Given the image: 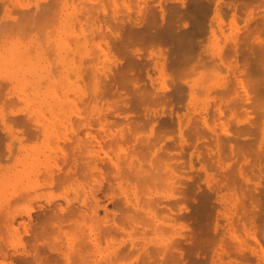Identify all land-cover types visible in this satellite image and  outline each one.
Returning <instances> with one entry per match:
<instances>
[{"label":"rangeland","instance_id":"rangeland-1","mask_svg":"<svg viewBox=\"0 0 264 264\" xmlns=\"http://www.w3.org/2000/svg\"><path fill=\"white\" fill-rule=\"evenodd\" d=\"M137 1L139 0H0V135L2 134L0 138H6V135L8 138L5 141L0 139V214L3 213L5 218L8 217V212L12 213L14 210L18 212L38 204L42 208L48 207L50 201L53 204L63 202L62 205L70 202L71 206H80L79 209L82 207L81 210L86 208L87 211V208H92L97 196L98 204H105L109 210L107 219L111 216L108 220L111 221L108 234L101 228L103 225L99 228L100 223H103V210L99 208L98 216L102 218L98 217L101 220L99 222H96L97 218L92 216L89 210L87 214L84 209L81 216L78 214L75 216L81 218L79 221L77 217L76 222H73L74 220L70 222L77 225L75 230L86 228L83 231L87 235L90 234L89 236L83 235V231L79 233L80 230L73 229V232L71 227L67 228L71 224L65 220L64 223L68 224L66 228L71 235L62 222L61 226L65 229L59 227V236L55 234L49 237L50 233H47L48 243L43 237L37 238L40 245L42 243L50 245L53 236L60 237L56 238L60 241L58 246L69 247L63 248L67 255L72 249L70 246L73 245L75 253L73 251L70 253L71 264H89L91 260H94L93 263L96 261L94 264H102L100 260L105 257L112 261L108 264H264V29L260 28L264 26V0L261 2L213 0V3L212 0H209L210 2L204 0L203 2L209 5L212 3L211 7L209 6L210 12L206 10L203 12L208 13L205 15L207 18L197 11L196 0H188L190 3L185 0H162V6L159 2L161 0H144L145 2L140 0V3ZM240 1L244 4L239 3ZM185 2L193 3L191 5H195L196 9L189 5L188 7H191L189 12ZM146 3L151 5L153 3L152 7L147 4L153 10ZM143 5L147 6L148 10L147 8L145 10ZM171 6L173 9L175 6L179 7L174 9L179 13ZM60 8L61 10H58ZM20 9H26L25 11L30 12L26 13L27 16L31 14L30 17H33L32 20L27 17L31 21L27 23L28 25H26L28 21L24 23L25 19L18 18V14H21ZM169 10L170 15L177 16L180 24L174 22L175 17L169 16ZM149 11L150 13L154 11L155 17L152 18L153 14L149 15ZM182 11L183 13L186 11L183 17L180 15L183 14ZM121 12H125L126 15L122 16ZM118 13L121 14L119 17ZM25 15L21 17L26 18ZM16 17L19 19L17 22H20L18 29L15 28L18 31L9 32L14 28L8 30L4 24L11 27L10 24L17 20ZM38 18L41 19L36 22L35 19ZM150 18L158 19L159 24L156 21L155 24L164 26V29L176 24L173 27L175 32L171 30L172 28L167 29L172 33L154 32L156 25L154 27V21L151 20L153 23L149 21ZM8 19L12 21L9 22ZM131 20L134 21L132 23H135V28L142 25L143 32L140 35L144 41L142 39V42L136 44L129 41L130 38L132 40L134 38H128L127 35L132 33L130 30L135 29H131L133 27ZM149 22L154 28L148 26ZM21 23L24 24L23 31ZM177 24L180 25L178 28H181V32L178 30L176 32ZM192 26H199L203 32L196 27L194 28L197 32L194 31ZM183 30L186 31L182 32ZM191 30L193 32H190ZM168 33L170 37L171 35L175 37L170 38ZM152 37L158 39L153 40ZM189 52H193L194 56ZM113 67L123 71L118 72ZM133 73L136 74L135 79L131 76ZM123 74H126V77H123ZM127 77H132V82L128 79L124 81ZM105 79H108L107 83ZM118 79L119 81L123 79L124 82H119ZM105 84H108V88ZM171 84H174V88ZM201 87L204 88L202 92ZM172 88L178 89L176 90L178 92ZM176 94L184 97L176 98ZM117 107L125 110L118 111ZM27 116L29 120H24ZM123 132L125 133L122 134ZM149 138L152 140H148ZM136 140L141 141L137 143ZM81 141L83 143L86 141L85 146ZM91 145L93 146L90 147ZM127 150L129 152H126ZM133 150L140 152L138 154ZM77 151L82 158L85 155L84 158H89L85 161L84 158L83 160L81 157L78 158ZM91 155L95 158L90 157ZM98 161H103L102 165ZM125 161L131 162L129 163L131 167ZM79 162L81 164L83 162L84 165H80ZM109 164L111 168L107 167ZM143 164L150 169L154 165L152 172L148 167H145L146 171H142ZM157 164L158 167L161 165L160 170ZM86 165L90 169L88 173L90 175H87ZM82 166L85 167L82 169ZM94 166L97 168L93 169ZM134 167L135 169H132ZM138 167L142 168V173L150 172V176L145 174L142 179L144 175L142 173L141 177L138 175L137 171L141 172ZM104 169L109 173L105 171L106 176L103 174ZM118 169L121 172L116 171ZM132 170H136L137 174ZM155 170L163 172L159 173L160 179L152 175L155 172L157 174ZM153 176H156L154 180L151 179ZM52 178L55 186H52ZM94 182L97 187L94 186ZM148 182L149 185L154 184L149 187ZM90 187L93 189H89ZM103 187L107 190H104L105 193ZM141 196L143 198H137ZM13 197H17L15 201L11 199ZM88 198L91 200L88 201ZM137 201H140V205ZM145 201L150 204L147 202V205L144 204ZM86 214L87 217L83 220L82 217ZM89 215L96 221L92 219L93 221L88 222ZM132 215L138 218L135 217L134 221ZM37 217L38 211L34 209L32 220H38ZM4 218L2 217V221L5 225L7 221L5 222ZM22 218L16 217L13 225L18 229L15 232L13 229H7L8 224L4 228L0 223L3 225L0 226L3 227L0 231V246L9 254L14 250L21 252L27 244L26 241L30 239V234L25 235L23 232L21 222L26 219ZM33 221H30L31 225L28 223V226L35 227L37 224ZM79 225L81 226L78 227ZM88 227L89 229L92 227L91 230ZM61 230L64 234H61L63 233ZM54 232L56 233V230ZM95 232L99 233L100 237H96ZM53 233L51 231V234ZM75 233H78L79 237L75 236ZM77 238L79 240H76ZM90 239L91 242L95 240V244L91 245L93 244L92 248H97V252L94 249L95 252L91 253L95 257L98 256L96 260L93 254L88 253L90 246L86 245L88 241L90 244ZM173 239H177V242ZM70 241L73 243H69ZM75 242H79L78 246H74ZM68 243L72 245L69 246ZM80 243L86 246L85 249ZM168 244L173 246L170 247ZM27 245L26 249L29 247ZM80 246L85 251L86 248L89 249L81 255V251L84 250H81ZM75 247L78 250H75ZM73 253L76 254L75 257ZM99 254L103 257L100 258ZM80 258L82 261L76 263ZM83 260L84 263H81Z\"/></svg>","mask_w":264,"mask_h":264},{"label":"bare ground","instance_id":"bare-ground-1","mask_svg":"<svg viewBox=\"0 0 264 264\" xmlns=\"http://www.w3.org/2000/svg\"><path fill=\"white\" fill-rule=\"evenodd\" d=\"M139 1H140V0H139ZM139 1H137V2H139ZM142 1H144V0H142ZM151 1H152V0H151ZM185 1H188V0H185ZM189 1H190V0H189ZM189 1H188V3H190ZM191 1H192V0H191ZM203 1H204V0H202L201 2H200L199 0H196V2H195V5L198 6V7H196V8H197V11H198L199 13H201V15L204 14L203 12H204L205 10L209 13L210 10H211V8H210V7H211V4L213 3V0H212V3H211L210 5L207 4V2L205 3V2H203ZM208 1H209V0H208ZM233 1H234V0H233ZM242 1L244 2L245 0H242ZM246 1H247V0H246ZM249 1H252V0H249ZM249 1H248V3H250ZM140 2H141V1H140ZM140 2H139V3H140ZM144 2H145V1H144ZM159 2H160V4H161L162 0L159 1ZM176 2H177V1H176ZM193 2H194V1H193ZM209 2H210V1H209ZM236 2H237V1H236ZM243 2L240 1L239 3H243ZM260 2H261V0H260ZM56 3H57V2H56ZM142 3H143V2H142ZM188 3L185 2V4H187V7H188L189 5H191V4H193V3H191V4H188ZM262 3H263V2H262ZM147 4H150V3H146V5H147ZM158 4H159V3H158ZM162 4H163V2H162ZM162 4H161V6H162ZM206 4H207V5H206ZM237 4H238V3H237ZM243 4H244V3H243ZM246 4H247V3H246ZM255 4H257V3H255ZM259 4H261V3H259ZM16 5H17V4H16ZM134 5H135V4H134ZM137 5H138V7H139V4H137ZM150 5H151V4H150ZM150 5H147V6L150 7ZM152 5H153V3H152ZM152 5H151V7H152ZM164 5H165V4H164ZM176 5H177V4H176ZM178 5H179V4H178ZM195 5H191V6H194V8H195ZM238 5H239V4H238ZM248 5H249V4H248ZM0 6H1V5H0ZM44 6H45V5H44ZM143 6H144V8H145V10H146L147 6H146V7H145V5H143ZM153 6H154V5H153ZM209 6H210V7H209ZM259 6H260V5H259ZM151 7H150V9L153 10ZM168 7H169V6H168ZM171 7H172V6H171ZM184 7H185V6H184ZM184 7H182V8H184ZM187 7H186V8H187ZM205 7H206V9H205ZM208 7H209V9H207ZM57 8H58V7H57ZM165 8H166V7H165ZM169 8H170V7H169ZM169 8H166V9H169ZM176 8L179 9V7H176V6H175L174 9H176ZM180 8H181V7H180ZM194 8H193V9H194ZM196 8H195V9H196ZM10 9H11V8H10ZM150 9H149V10H150ZM162 9H163V8H162ZM172 9H173V7H172ZM172 9H171V10H172ZM174 9H173V10H174ZM184 9H185V8H184ZM187 9L189 10V9H191V7H190V8L188 7ZM187 9H186V10H187ZM258 9H259V8H258ZM25 10H26V9H24V10L20 9L21 14H20L19 12H17V13H19V14H18V18H19V19H20V18L25 19L24 23H25L26 21H28V22H26V25H28L29 23H31L30 20H32L33 17H32V18L30 17L31 14L27 16V14H29L30 12L28 13V12L25 11ZM55 10H56V9H55ZM58 10H61V8L58 9ZM91 10H92V9H91ZM120 10H121V8H120ZM143 10H144V9H143ZM145 10H144V11H145ZM147 10H148V8H147ZM216 10H217V9H216ZM18 11H19V10H18ZM23 11H24V13H23ZM121 11H123V10H121ZM156 11H157V10H156ZM166 11H167V10H166ZM169 11H170V10H169ZM174 11H175V10H174ZM193 11H195V10H193ZM253 11H254V10H253ZM261 11H262V10H261ZM84 12H85V11H84ZM175 12H176V13H179V11L177 12V10H176ZM185 12H186V11H185ZM185 12H184V13H185ZM189 12H190V10H189ZM207 12H205V14L203 15L204 17H206L205 15H208ZM241 12H242V11H241ZM26 13H27V14H26ZM35 13H36V12H35ZM47 13H49V11H48ZM121 13H122V12H121ZM142 13H143V12H142ZM156 13H157V12H156ZM166 13H167V12H166ZM170 13H171V11L168 13L169 16L172 15V14L170 15ZM172 13H173V12H172ZM182 13H183V11H182ZM184 13H183V14H180V15L183 17ZM191 13H193V12H191ZM202 13H203V14H202ZM206 13H207V14H206ZM258 13H259V12H258ZM23 14H24V15L26 14V15H25L26 18H24V16L21 17ZM113 14H115V12H114ZM124 14L126 15V13L124 12V13H122V16H125ZM136 14H137V13H136ZM143 14L145 15V13H143ZM148 14H149V15H152V14H153V16H151L152 18L155 17V15H154L155 12H154V11H151V13H150V11H149ZM148 14L146 13L147 16H148ZM193 14H194V13H193ZM241 14H242V13H241ZM19 15H20V16H19ZM35 15H36V14H35ZM42 15H43V14H42ZM48 15H49V14H48ZM118 15H119V13L117 14V16H118ZM120 15H121V14H120ZM120 15H119V16H120ZM139 15H140V14H139ZM139 15H138V16H139ZM157 15H158V13H157ZM164 15H165V14H164ZM176 15H177V14H176ZM196 15H198L197 12H196ZM199 15H200V14H199ZM252 15H253V14H252ZM255 15H256V14H255ZM119 16H118V17H119ZM122 16H121V17H122ZM133 16H134V15H133ZM169 16H168V17H169ZM172 16H173V15H172ZM181 16L179 17V19L181 18ZM193 16H194V15H193ZM27 17H28L29 19H30V18H31V19L28 20ZM36 17H37V16H35V18H36ZM79 17H80V16H79ZM90 17H91V15H90ZM144 17H145V16H144ZM173 17H175V19H176V20H174V22L177 21V18H176L177 16H175V14H174ZM189 17H190V16H189ZM199 17H200V16H199ZM199 17H198V19H199ZM18 18L16 17L15 19H17V20H13V23L11 22L12 20L8 19L9 22H11V24H10L11 27L7 26V24H4V26L6 25L5 27H8V30H10V28H11V29L14 28V30H11V31H9V32H12V31L14 32V31H16V30L18 29V23L20 24V22H17V21L19 20ZM44 18H45V17H44ZM87 18H88V17H87ZM134 18H135V17H134ZM137 18H138V17H137ZM148 18H149V17H148ZM148 18H147V20H148ZM170 18H171V17H170ZM202 18H203V17H201V19H202ZM206 18H207V17H206ZM256 18H257V17H256ZM23 19H21V20H23ZM40 19H41V18L35 19V21H36V20H39V21H40ZM121 19H123V18H121ZM135 19H136V18H135ZM171 19H172V18H171ZM171 19H169V21H171ZM182 19H183V18H182ZM186 19H187V18H186ZM191 19H192V17H191ZM46 20H47V19H46ZM55 20H56V19H55ZM145 20H146V19H145ZM151 20H153V19L150 18L149 21H151ZM157 20H158V19L155 20V18H154V20H153L154 23H153V21H151V22L154 24V27H155V25H156V28L152 27V26H153L152 23L149 22L150 25H149V23H148V26H151L152 28L155 29V31L153 30L154 32H157V33H158V32H159V33H160V32H169V33H172V31L175 32V30H174L173 27H174L176 24L173 25V24L171 23V25H173L172 27L170 26L169 28H165V29H164V26L160 27L161 25H158L159 23L157 22ZM166 20H168V18H166ZM194 20H195V19H194ZM202 20H204V18H203ZM254 20H255V19H254ZM42 21H43V18H42ZM94 21H95V20H94ZM132 21H133V20H131V23H132ZM142 21H143V20H142ZM155 21H156V23H158V24H155ZM169 21H168V26H169V24H170ZM9 22L6 21V23H8V24H9ZM36 22H38V21H36ZM36 22H35V23H36ZM129 22H130V21H129ZM133 22H134V21H133ZM135 22L137 23V21H135ZM177 22H179V21H177ZM203 22H204V21H203ZM249 22H250V21H249ZM22 23H23V21H22ZM22 23H21V25H22ZM27 23H28V24H27ZM138 23H139V22H138ZM165 23H166V22H165ZM196 23H198V22H196ZM234 23H235V22H233V24H234ZM13 24H15V25H13ZM16 24H17V26H16ZM126 24H127V23H126ZM134 24H135V23H134ZM134 24L132 23V25H131V26H133V27H131L130 24H129V26L131 27V29H132V28H135ZM166 24H167V23H166ZM179 24H180V22H179ZM247 24H248V23H247ZM12 25H13V26H12ZM23 25H24V24H23ZM23 25H22V31H23V28H24ZM145 25H147V24H145ZM177 25H178V24H177ZM259 25H261V24H259ZM91 26H92V25H91ZM157 26L160 27V28H159L160 30L158 29ZM168 26H167V27H168ZM179 26H180V25H178L177 27H175V28H177V29H176V32H177V30H178V32H181V31H180L181 28H180V29L178 28ZM202 26H203V25H201V28H202ZM250 26H251V25H250ZM1 27H3V24H2ZM30 27H31V26H30ZM136 27H138V26H136ZM139 27H140V28H139ZM139 27L133 29L134 31H133V30H130V32L132 31V33L129 32L130 35H129V34L127 35L128 38H129V37H132V38H134V39H136V40H137V39H139V40L136 41V40H134V39L132 40V39L130 38V40H129L130 42L134 41L135 44H136V42L139 43V41L142 42L141 40L143 39V37H142L140 34H142V32H143V31H142L143 28H142V25L139 26ZM151 27H149V29H150ZM165 27H166V26H165ZM192 27H193V26H192ZM194 27H196V26H194ZM194 27H193V29H195ZM198 27H199V26H198ZM198 27H196V28H198ZM248 27H249V26H248ZM15 28H17V29L15 30ZM26 28H27V27H26ZM125 28H126V27H125ZM127 28L130 29L128 26H127ZM127 28H126V29H127ZM145 28H146V26H145ZM152 28H151V29H152ZM171 28H172V29H171ZM185 28H186V27H185ZM260 28H263V29H264V26H261ZM0 29H1V28H0ZM2 29H3V28H2ZM59 29H60V28H59ZM63 29H64V28H63ZM151 29H150V30H151ZM167 29H171L172 31H171V30H170V31H169V30L167 31ZM187 29H188V28H187ZM193 29H192V30H193ZM251 29H252V28H251ZM6 30H7V29H5V31H6ZM165 30H166V31H165ZM192 30H191L190 32H193ZM198 30L200 31L199 28H198ZM257 30H259V28H258ZM260 30H261V29H260ZM2 31H3V30H2ZM17 31H18V30H17ZM124 31H125V30H124ZM128 31H129V30H128ZM185 31H186V30H185ZM185 31L183 30L182 32H185ZM194 31L197 32V29H195ZM251 31H252V30H251ZM122 32H123V30H122ZM134 32H135V33H134ZM147 32H149V31H147ZM200 32H203V31H200ZM50 33H51V32H50ZM126 33H127V32H126ZM138 33H139V34H138ZM144 33H145V32H144ZM169 33H168V35H169V37H170V34H169ZM86 34H87V33H86ZM111 34H112V33H111ZM155 34H156V33H155ZM133 35H134V36H133ZM143 35H144V34H143ZM60 36H61V35H60ZM87 36H88V35H87ZM138 36H139V37H138ZM149 36H150V35H149ZM152 36H154L153 33H152ZM155 36H158V35H155ZM172 36H173V35H171L170 38H172ZM63 37H64V36H63ZM125 37H126V36H125ZM127 37H126V41L129 42V41L127 40ZM135 37H136V38H135ZM141 37H142V38H141ZM144 37H145V36H144ZM160 37H161V36H160ZM162 37H163V36H162ZM173 37H175V36H173ZM156 38H157V37H155V38L152 37L153 40L156 39ZM165 38H166V40L168 39L166 36H165ZM157 39H158V38H157ZM161 39H164V38H161ZM172 39H173V38H172ZM65 40H66V39H65ZM166 40L164 39V41H166ZM89 41H90V40H89ZM143 41H144V39H143ZM160 41H161V40H160ZM164 41H163V42H164ZM154 42H156V41H154ZM185 42H186V41H185ZM228 42H229V41H228ZM160 43H162V42H160ZM160 43H159V44H160ZM182 43H184V41H183ZM251 43H252V42H251ZM95 44H96V43H95ZM128 44H129V43H128ZM128 44H127V45L125 44V45L128 46ZM135 44H134V45H135ZM143 44H144V43H143ZM156 44H157V43H156ZM249 44H250V43H249ZM99 45H100V44H99ZM138 45H140V44H138ZM141 45H142V44H141ZM239 45H240V44H239ZM94 46H95V45H94ZM131 46H132V45H131ZM241 46H242V45H241ZM241 46H239V47L241 48ZM84 47H85V46H84ZM121 47H122V46H121ZM173 48H174V47H173ZM173 48H172V49H173ZM254 48H255V47H254ZM96 49H97V48H96ZM124 49H126V48H124ZM141 49H142V47H141ZM172 49H171V50H172ZM127 50H128V49H127ZM132 50H135V49H132ZM191 50H192V49H191ZM238 50H239V49H238ZM258 50H259V49H258ZM98 51H99V50H98ZM192 51H193V50H192ZM233 52H234V51H233ZM240 52H241V51H240ZM248 52H249V51H248ZM251 52H252V51H251ZM253 52H254V51H253ZM255 52H256V51H255ZM257 52H258V51H257ZM126 53H127V52H126ZM128 53H129V52H128ZM135 53H136V52H135ZM138 53H139V52H138ZM189 53H191V52H189ZM246 53H247V52H246ZM262 53H263V52H262ZM100 54H101V53H100ZM132 54H133V53H132ZM132 54H131V55H132ZM139 54H140V53H139ZM170 54H171V53H170ZM191 54L193 55L194 53L192 52ZM238 55H239V54H238ZM258 55H259V54H258ZM114 56H115V55H114ZM126 56H127V55H126ZM134 56H135V55H134ZM140 56H142V54H141ZM193 56H194V55H193ZM234 56H235V55H234ZM101 57H102V56H101ZM129 57H130V56H129ZM131 57H133V56H131ZM131 57H130V58H131ZM170 57H171V56H170ZM183 57H184V56H183ZM191 57H192V56H191ZM246 57H247V56H246ZM95 58H96V57H95ZM171 58H173V57H171ZM171 58H170V59H171ZM181 58H182V57H181ZM185 58H186V57H185ZM185 58H184V59H185ZM30 59H31V58H30ZM125 59H126V58H125ZM135 59H136V58H135ZM140 59H141V58H140ZM187 59H188V58H187ZM190 59H191V58H190ZM194 59H195V58H194ZM126 60H127V59H126ZM126 60H125V61H126ZM132 60H133V59H132ZM173 60H174V59H172L171 61H173ZM191 60H192V59H191ZM250 60H251V59H250ZM129 61H130V60H129ZM169 61H170V60H169ZM187 61H188V60H187ZM187 61H186V62H187ZM95 62H96V61H95ZM135 62H136V61H135ZM173 62H174V61H173ZM173 62H172V63H173ZM178 62H179V60H178ZM40 63H41V62H40ZM54 63H55V62H54ZM133 63H134V62H133ZM140 63H141V62H140ZM252 63H253V61H252ZM127 64H128V61H127ZM130 64H131V63H130ZM137 64H138V62H137ZM165 64H168V63H165ZM177 64H178V63H177ZM186 64H187V63H186ZM254 64H255V63H254ZM254 64H253V65H254ZM139 65H140V64H139ZM178 65H179V64H178ZM192 65H194V64L192 63ZM112 66H113V65H112ZM136 66H137V65H136ZM171 66H172V65H171ZM171 66H170V67H171ZM195 66H196V64H195ZM254 66H255V65H254ZM126 67H127V65H126ZM134 67H135V65H134ZM158 67H159V66H158ZM166 67H167V65H166ZM168 67H169V66H168ZM117 68H118V66H117ZM172 68H173V67H171V69H172ZM178 68H179V67H178ZM51 69H52V68H51ZM113 69H115V68L113 67ZM132 69H133V68H132ZM173 69H174V68H173ZM179 69H182V68L180 67ZM179 69H178V70H179ZM257 69L259 70V68H257ZM115 70H117V69H115ZM120 70H121V69L119 68V70H117V71L119 72ZM128 70H129V69H128ZM169 70H170V69H169ZM59 71H60V70H59ZM121 71H123V70H121ZM157 71H158V70H157ZM172 71H173V70H172ZM172 71H171V72H172ZM188 71H189V70H188ZM254 71H255V70H254ZM256 71H257V70H256ZM98 72H99V71H98ZM186 72H187V71H186ZM189 72L191 73V71H189ZM114 73H115V71H114ZM125 73H126V72H125ZM173 73H174V72H173ZM254 73H255V72H254ZM107 74H108V73H107ZM119 74H120V73H119ZM179 74H180V73H179ZM188 74H189V73H188ZM35 75H36V74H35ZM123 75H124V74H123ZM133 75H134V73H133L131 76L133 77V79H135V75H136V74H135L134 76H133ZM182 75H183V74H182ZM128 76H129V75H128ZM98 77H99V76H98ZM102 77H103V75H102ZM108 77H109V76H108ZM120 77H121V76H120ZM123 77H126V74H125ZM132 77H130L131 79L128 78V77H127V78H124V79H125L124 81H126V79H128V81L130 80V82H132V80H133ZM180 77H181V76H180ZM118 78H119V77H118ZM173 78H174V77H173ZM108 79H109V78H108ZM108 79H105V82H106V83H107L106 80H108ZM120 79H121V78H120ZM260 79H261V78H260ZM136 80H137V79H136ZM165 80H166V79H165ZM5 81H6V80H5ZM118 81H119V79H118ZM124 81H123V79H122V81H119V82H124ZM201 81H202V80H201ZM204 81H205V80H204ZM253 81H254V80H253ZM105 82H102V84L105 83ZM116 82H117V81H116ZM165 82H166V81H165ZM258 82H259V81H258ZM173 83H174V82H173ZM180 83L183 84V82H180ZM1 84H2V83H1ZM31 84H32V83H31ZM118 84H119V83H118ZM123 84H124V83H123ZM125 84H126V83H125ZM105 85H106V84H105ZM107 85H108V84H107ZM107 85H106V87L108 88ZM131 85H132V84H131ZM171 85H172V84H171ZM177 85H179V83H177ZM183 85H184V84H183ZM102 86H104V85H101V87H102ZM120 86H121V84H120ZM173 86H174V84L172 85V87H173ZM184 86H185V85H184ZM259 86H260V85H259ZM48 87H49V86H48ZM106 87H105V88H106ZM122 87H123V86H121V88H122ZM182 87H183V86H182ZM27 88H28V87H27ZM173 88H174V87H173ZM173 88H172V90H174ZM184 88H185V87H184ZM215 88H216V87H215ZM259 88H260V87H259ZM136 89H137V87H136L134 90H136ZM178 89H179V87H178ZM178 89L175 88L174 91L176 92V90H178ZM185 89H186V88H185ZM203 89H204V88L201 87L200 91L202 92ZM224 89H225V88H224ZM224 89L222 90V92L224 91ZM245 89H246V88H245ZM53 90H54V89H53ZM138 90H139V88H138ZM168 90H169V89H168ZM172 90H170V93L173 94ZM179 90H180V89H179ZM183 90H184V89L182 88V91H183ZM198 90H199V89H198ZM100 91H101V90H100ZM182 91H181V93H182ZM200 91H199V92H200ZM175 92H174V93H175ZM177 92H178V91H177ZM177 92H176V93H177ZM214 92H215V90H214ZM216 92H217V91H216ZM225 92H226V91H225ZM0 93H1V92H0ZM5 93H6V92H5ZM99 93H100V92H99ZM101 93H102V92H101ZM167 93H168V92H167ZM179 93H180V92H179ZM223 93H224V92H223ZM172 94H171L170 96H172ZM183 94H184V93H183ZM201 94H202V93H201ZM100 95H101V94H100ZM156 95L159 96V94H156ZM173 95H174V94H173ZM176 95H177V94H176ZM176 95H175L174 97H176ZM178 95H179V94H178ZM178 95H177L176 98L184 97V96H182V95H180V96H178ZM215 95H216V94H215ZM40 96H41V95H40ZM102 96H103V95H102ZM216 96H217V95H216ZM219 96H221V95H219ZM222 96H223V95H222ZM222 96H221V97H222ZM48 97H49V96H48ZM176 98H174V99H176ZM24 99H25V97H24ZM157 99H158V98H157ZM159 99H162V98H159ZM183 99H184V98H183ZM171 100H172V99H171ZM216 100H217V99H216ZM46 101H47V100H46ZM219 101H220L221 104H222V101H221V100H219ZM178 102H179V101H178ZM178 102H177V103H178ZM177 103H176V104H177ZM234 103H235V102H234ZM15 104H16V103H15ZM103 104H104V103H103ZM212 104H213V103H212ZM236 104H237V103H236ZM181 105H182V103H181ZM229 105H230V104H229ZM259 105H260V104H259ZM31 106H32V105H31ZM102 106H103V105H102ZM211 106H212V105H211ZM35 107H36V106H35ZM35 107H34V108H35ZM220 107H221V105H220ZM117 108H118V107H117ZM119 108H120V107H119ZM119 108H118V111L120 110ZM210 108H211V107H210ZM210 108H209V109H210ZM39 109H40V108H39ZM78 109H79V108H78ZM100 109H101V108H100ZM106 109H107V108H106ZM182 109H183V108H182ZM211 109H212V108H211ZM211 109H210V110H211ZM94 110H95V109H94ZM113 110H114V109H113ZM122 110H125V109H122ZM122 110H120V111H122ZM229 110H230V109H229ZM72 111H73V110H72ZM99 112H100V111H99ZM83 113H84V112H83ZM95 113H96V112H95ZM103 113H104V112H103ZM118 113H119V112H118ZM210 113L212 114V112H210ZM219 113H220V112H219ZM211 114H210V115H211ZM53 115H55V114H53ZM220 115H221V114H220ZM6 116H7V115H6ZM115 116H116V115H115ZM251 116H252V115H251ZM28 117H29V116H27V119H26L25 117H23V119L25 118L24 120H29ZM30 117H31V116H30ZM35 118H36V117H35ZM202 118H203V117H202ZM219 118H220V117H219ZM250 118H251V117H250ZM14 119H16V118H14ZM23 119H22V120H23ZM199 119H200V118H199ZM212 119H213V118H212ZM257 119H259V118H257ZM24 120H23V121H24ZM195 120H196V119H195ZM204 120H205V119H204ZM19 121H21V120H19ZM197 121H198V120H197ZM219 121H220V120H219ZM149 122H150V120H149ZM190 122H192V121H190ZM190 122H189V123H190ZM257 122H258V121H257ZM197 123H198V122H197ZM205 123H206V122H205ZM136 125H138V124H136ZM154 125H155V124H154ZM140 126H141V125H140ZM192 126H193V125H192ZM141 127H142V126H141ZM211 127H212V126H211ZM142 128H143V127H142ZM242 128H243V127H242ZM154 129H155V127H154ZM165 129H167V128H165ZM186 129H188V128H186ZM212 129H213V128H212ZM249 129H250V128H249ZM253 129H254V128H253ZM124 130H126V129H124ZM145 130H146V129H145ZM191 130H192V129H191ZM216 130H217V129H216ZM239 130H240V129H239ZM128 131H129V130H128ZM142 131H143V130H142ZM195 131H196V130H195ZM213 131H214V130H213ZM125 132H126V131H125ZM125 132H123L122 134H124ZM129 132H130V131H129ZM129 132H127V133H129ZM153 132H154V130H153ZM157 132H158V131H157ZM157 132H156V133H157ZM162 132H163V131H162ZM196 132H198V131H196ZM241 132H242V131H241ZM88 133H89V132H88ZM127 133H126V134H127ZM130 133H131V132H130ZM130 133H129L128 135H130ZM132 133H133V132H132ZM159 133H160V132H159ZM165 133H166V132H165ZM194 133H195V132H194ZM240 134H241V133H240ZM1 135H2V134H1ZM1 135H0V136H1ZM3 135H5V134H3ZM138 136H139V135H138ZM159 136H160V135H159ZM141 137H142V136H141ZM149 137H150V136H149ZM157 137H158V136H157ZM125 138H126V137H125ZM130 138H131V137H130ZM153 138H154V137H153ZM160 138H161V136H160ZM212 138H213V137H212ZM0 139H2V138H0ZM3 139H4V140H3ZM3 139H2V141H5V139L7 140V139H8V138H7V135H6V138H3ZM74 139H75V138H74ZM80 139L82 140V138H80ZM85 139H86V137H85ZM85 139H84V140H85ZM123 139H124V138H123ZM132 139H133V138H132ZM136 139H137V138H136ZM139 139H140V137H139ZM90 140H91V138H90ZM124 140H125V139H124ZM126 140H127V139H126ZM145 140H146V139H145ZM148 140H152V139L149 138ZM155 140H156V138H155ZM240 140H241V139H240ZM247 140H248V139H247ZM73 141H74V140H73ZM118 141H119V140H118ZM121 141H122V140H121ZM139 141H141V140H138V142H139ZM153 141H154V140H153ZM158 141H159V140H158ZM227 141H228V140H227ZM0 142H1V141H0ZM81 142H82V141H81ZM85 142H86V141H85ZM85 142H84V143L82 142L84 146H85ZM90 142H91V141H90ZM136 142H137V140H136ZM138 142H137V143H138ZM144 142H145V141H144ZM243 142H244V139H243ZM82 143H81V145H82ZM87 143H89V141H88ZM140 143H141V142H140ZM150 143H151V142H150ZM206 143H207V142H206ZM210 143H211V142H210ZM135 144H136V143H135ZM240 144H241V143H240ZM248 144H249V142H248ZM81 145H80V146H81ZM121 145H122V144H121ZM121 145H120V146H121ZM144 145H146V142H145ZM144 145H143V146H144ZM147 145H149V144H147ZM172 145H173V144H172ZM222 145H223V144H222ZM226 145H227V144H226ZM245 145H246V144H245ZM84 146H83V147H84ZM86 146H88V145L86 144ZM92 146H93V145H91L90 147H92ZM218 146H219V145H218ZM236 146H237V145H236ZM248 146H249V145H248ZM134 147L136 148V146H134ZM213 147H214V146H213ZM219 147H220V146H219ZM223 147H224V146H223ZM227 147H228V146H227ZM233 147H234V146H233ZM243 147H244V146H242V148H243ZM84 148H85V147H84ZM84 148H82V149H84ZM99 148H100V146H99ZM132 148H133V147H132ZM140 148H141V147H140ZM225 148H226V147H225ZM74 149H75V148H74ZM92 149H93V148H92ZM152 149H153V148H152ZM236 149H237V148H236ZM245 149H246V148H245ZM88 150H90V149H88ZM138 150H139V149H138ZM140 150H141V149H140ZM150 150H151V149H150ZM218 150H219V149H218ZM220 150H221V149H220ZM226 150H227V149H226ZM75 151H76V150H75ZM83 151H84V150H83ZM94 151H95V150H94ZM130 151H132V150L130 149ZM133 151H135V150H133ZM145 151H147V150H145ZM222 151H223V149H222ZM77 152L79 153V151H77ZM98 152H99V151H98ZM105 152H106V151L104 150V153H105ZM123 152H124V151H123ZM126 152H129V151L127 150ZM135 152H136V151H135ZM139 152H140V151H139ZM139 152H136V153L139 154ZM165 152H166V150H165ZM165 152H163V153H165ZM239 152H240V151H239ZM73 153H75V152H73ZM78 153H77V154H78ZM81 153H83V152H81ZM145 153H146V152H145ZM158 153H159V152H158ZM122 154H123V153H122ZM138 154H137V155H138ZM142 154H143V153H142ZM142 154H141V157H142ZM147 154H148V153H147ZM219 154H220V153H219ZM32 155H33V154H32ZM72 155H73V154H72ZM118 155H119V154H118ZM135 155H136V154H135ZM144 155H145V154H144ZM148 155H149V154H148ZM159 155H160V153H159ZM173 155H174V154H173ZM210 155H211V154H210ZM213 155H214V154H213ZM29 156H30V155H29ZM81 156H82V155H80V153H79V157H78V158H80ZM85 156H86V155H85ZM85 156H84V157H85ZM87 156H88V155H87ZM94 156H95V155H94ZM97 156H98V155H97ZM103 156H104V155H103ZM120 156H121V155H120ZM139 156H140V155H139ZM146 156H147V155H145V157H146ZM151 156H152V155H151ZM156 156H157V154H156ZM205 156H206V155H205ZM84 157H83V158H84ZM90 157H93V155H91ZM133 157H134V156H133ZM147 157H148V156H147ZM152 157H153V156H152ZM152 157H149V158L151 159ZM158 157H159V156H158ZM162 157H163V156L161 155V158H160V159H162ZM27 158H28V157H27ZM68 158H69V156H68ZM81 158H82V157H81ZM83 158H82V160H83ZM88 158H89V157H88ZM88 158H84V161H85V159H88ZM93 158H95V157H93ZM93 158H92V159H93ZM96 158H98V157H96ZM106 158H108L107 155H106ZM138 158H140V157H138ZM154 158H155V157H154ZM156 158H157V157H156ZM165 158H166V157H165ZM208 158H209V156H208ZM208 158L206 157V159H208ZM224 158H225V157H224ZM28 159H29V158H28ZM69 159H70V158H69ZM98 159H99V158H98ZM102 159H103V158H102ZM132 159H133V158H131V160H132ZM150 159H149V161H151L153 158H152L151 160H150ZM169 159H170V158H169ZM169 159H168V160H169ZM219 159H221V157H220ZM222 159H223V158H222ZM65 160H68V159H65ZM75 160H76V159H75ZM96 160H97V159H96ZM96 160H95V161H96ZM122 160H123V159H122ZM122 160H121V161H122ZM125 160H126V159H125ZM131 160H130V161H131ZM133 160H135V159H133ZM142 160H143V159H142ZM208 160H209V159H208ZM223 160H224V159H223ZM69 161H70V160H69ZM77 161H78V160H77ZM77 161H76V162H77ZM89 161H90V160H89ZM92 161H93V160H92ZM92 161H91V162H92ZM100 161H101V160H100ZM135 161H136V160H135ZM144 161H145V158H144ZM144 161H142V162H144ZM219 161H220V160H219ZM58 162H59V161H58ZM66 162H68V161H66ZM87 162H88V161H87ZM98 162H99V161H98ZM102 162H103V161H102ZM102 162H99V163L101 164ZM125 162H127V161H125ZM131 162H132V161H131ZM131 162H129V163H131ZM136 162H137V161H136ZM151 162H153V161H151ZM151 162H150V163H151ZM154 162H155V161H154ZM221 162H223V161H221ZM52 163H53V162H52ZM84 163H85V162H84ZM88 163H89V162H88ZM94 163H95V162H94ZM129 163L127 162V164H129ZM133 163H134V162H133ZM133 163H132V164H133ZM144 163H145V162H144ZM155 163H156V162H155ZM171 163H172V161H171ZM171 163H170V165H172ZM213 163H215V162H213ZM257 163L260 164L261 162H257ZM66 164H67V163H66ZM76 164H78V163H76ZM79 164H80V165H84L83 162H82V164L79 162ZM103 164H104V163H103ZM110 164H111V163H110ZM110 164L107 166L108 168H109V167L111 168ZM124 164H125V163H124ZM127 164H126V165H127ZM134 164H135V163H134ZM134 164H133V165H134ZM152 164H153V163H152ZM163 164H165V163H163ZM168 164H169V163H168ZM177 164H178V163H177ZM177 164H176V165H177ZM57 165H58V164H57ZM62 165H63V164H62ZM64 165H65V164H64ZM89 165H90V164H89ZM91 165H92V164H91ZM94 165H95V164H94ZM101 165H102V164H101ZM101 165H98V166H100L99 168H102ZM71 166H72V165H71ZM103 166H104V165H103ZM127 166H128V165H127ZM129 166H130V164H129ZM129 166H128V167H129ZM160 166H161V165L159 164V167H158V164H157V167L159 168V170L161 169ZM72 167H73V166H72ZM84 167H85V166H82V169H83ZM86 167H88V166L86 165ZM91 167H92V166H91ZM116 167H118V165H117ZM121 167H123V166H121ZM128 167H127V168H128ZM130 167H131V166H130ZM142 167H143L144 169L138 167V168L140 169V171H141V169H142V171H143V170L146 171L145 167H148V166H145V167H144V164H143ZM153 167H154V165H152L151 169H152ZM175 167H176V166H175ZM175 167H173V168H175ZM177 167H178V166H177ZM177 167H176V168H177ZM96 168H97V167H96ZM96 168H95V166H94L93 169H96ZM99 168H98V169H99ZM104 168H105V167H104ZM138 168H137V170H139ZM148 168H149V167H148ZM148 168H147V170H148ZM155 168H156V166H155ZM179 168H180V167H179ZM75 169H76V167H75ZM85 169H86V168H85ZM85 169H84V170H85ZM87 169H88V170H87ZM87 169H86V170L88 171V172H87V175H90V174H88V173H89V170H90L89 167H88ZM119 169H120V168H119ZM119 169L116 170V171H118V172L120 171V172H121V170H122V173H123V175H124L125 173H124L123 170L126 169V168L124 167V169H123V168H122L121 170H119ZM132 169H135V167L132 168ZM149 169H150V168H149ZM151 169H150V171H151ZM106 170H107V169H104V173H103L105 176H106V173H105ZM127 170H128V169H127ZM127 170H126V171H127ZM152 170H153V169H152ZM159 170H158V171L155 170V171H157V174H158V175L156 174L155 171H153V172H155V174L152 173V175H156V176H158L157 178H159V175L163 173L162 171H161L162 173H160ZM167 170H168V169H167ZM69 171H70V170H69ZM102 171H103V170H102ZM102 171H101V172H102ZM132 171L135 172L136 170H132ZM142 171H141V172L137 171V173H139V174H138L139 176L141 175ZM168 171H169V170H168ZM168 171H167V172H168ZM177 171H178V170H177ZM59 172H60V171H59ZM59 172H58V174H59ZM72 172H73V171H72ZM94 172H95V171H94ZM106 172H107V171H106ZM109 172H110V171H109ZM151 172H152V171H151ZM167 172H166V173H167ZM61 173H62V172H61ZM69 173H70V172H69ZM83 173H84V172H83ZM85 173H86V172H85ZM92 173H93V172H92ZM107 173H108V172H107ZM122 173H120V174L122 175ZM135 173H136V172H135ZM137 173H136V174H137ZM159 173H160V174H159ZM164 173H165V172H164ZM168 173H169V172H168ZM168 173H167V174H168ZM182 173H183V172H182ZM227 173H228V172H227ZM227 173H226V174H227ZM261 173H262V172H261ZM261 173H259V174H261ZM108 174H109V173H108ZM117 174H119V173H117ZM145 174H146V173H144V172L142 173V175H144V176H142V179H144V177H145L146 175H149V176H150L151 173L148 172V174H146V175H145ZM242 174H244V173L242 172ZM257 174H258V173H257ZM91 175H93V174H91ZM104 175H103V176H104ZM138 175H137V176H138ZM152 175H151V176H152ZM165 175H166V174H165ZM165 175H164V176H165ZM169 175L171 176L170 173H169ZM169 175H168V176H169ZM55 176L58 177L56 174H55ZM55 176H54V178H55ZM66 176L68 177L69 174H66ZM66 176H65V177H66ZM85 176H86V175H85ZM118 176H120V175H118ZM156 176H153L151 179H153V178L156 177ZM69 177H71V176H69ZM86 177H87V176H86ZM126 177H127V176H126ZM126 177H125V178H126ZM134 177H135V176H134ZM140 177H141V176H140ZM172 177H173V176H172ZM176 177H177V176H176ZM60 178H61V177H60ZM63 178H64V177H63ZM71 178H72V177H71ZM125 178H124V179H125ZM127 178H128V177H127ZM65 179H66V178H65ZM74 179H75V178H74ZM105 179H107V177H106ZM132 179H133V177H132ZM139 179H140V178H139ZM149 179H150V178H149ZM159 179H160V178H159ZM176 179H177V178H176ZM179 179H180V177H179ZM52 180H53V178H52ZM55 180H56V178H55ZM58 180H59V178H58ZM72 180H73V178H72ZM93 180H94V179H93ZM93 180H92V181H93ZM95 180H96V179H95ZM95 180H94V181H95ZM127 180H128V179H127ZM145 180H147V179H145ZM153 180H154V179H153ZM156 180H158V179H156ZM48 181H49V180H48ZM89 181H91V180H89ZM96 181H97V180H96ZM139 181H140V180H139ZM150 181H151V180H150ZM161 181H162V180H161ZM175 181H176V180H175ZM178 181H180V180H178ZM129 182H130V181H129ZM143 182H144V181H143ZM143 182H142V183H143ZM151 182H152V181H151ZM154 182H155V181H154ZM156 182H157V181H156ZM156 182H155V183H156ZM47 183H49V182H47ZM62 183H63V181L61 182V184H62ZM88 183H89V182H88ZM159 183H160V182H159ZM173 183H174V182H173ZM179 183H180V182H179ZM58 184H59V183H58ZM89 184H91V183H89ZM106 184H107V183H106ZM106 184H105V185H106ZM122 184H123V183H122ZM135 184H136V183H135ZM145 184H146V183H145ZM145 184H142V185L145 186ZM153 184H154V183H153ZM153 184H150V185H153ZM96 185H97V184H95V182H94V186H96ZM138 185H139V184H138ZM148 185H149V182H148ZM150 185H149V187H150ZM165 185H166V183H165ZM52 186H55V185H54V180H53V182H52ZM52 186H51V187H52ZM76 186H77V185H76ZM79 186H80V185H79ZM91 186H92V184H91ZM94 186H93V188H94ZM108 186H109V185H108ZM144 186H142V187H144ZM154 186H155V185H154ZM45 187H46V186H45ZM96 187H97V186H96ZM105 187H106V186H105ZM157 187H158V186H157ZM161 187H163V186H161ZM164 187H166V186H164ZM79 188H80V187H79ZM91 188H92V187H90L89 189H91ZM93 188H92V189H93ZM152 188H153V187H152ZM152 188H151V189H152ZM167 188H168V187H167ZM178 188H179V187H178ZM250 188H251V187H250ZM94 189H95V188H94ZM102 189H103V193H105V191H107V190L104 189V187H103ZM107 189H108V188H107ZM141 189H142V188H141ZM159 189H160V188H159ZM168 189H169V188H168ZM168 189H166V190H168ZM174 189H176V188H174ZM98 190H99V189H98ZM104 190H105V191H104ZM93 191H94V190H93ZM95 191H97V190H95ZM143 191H145V190H143ZM246 191H247V190H246ZM251 191H252V189H251ZM101 192H102V191H101ZM173 192H174V191H173ZM247 192H248V191H247ZM247 192H246V193H247ZM107 193H108V192H107ZM135 193H136V192H135ZM137 193H138V192H137ZM139 193H140V192H139ZM145 193H146V192H145ZM147 193H148V192H147ZM244 193H245V192H244ZM254 193H255V192H254ZM37 194H38V193H37ZM141 194H142V193H141ZM206 194H207V193H206ZM11 195H12V194H11ZM14 195H15V194H14ZM16 195L18 196V194H16ZM102 195H103V194H102ZM138 195H140V194H138ZM30 196H32V194H31ZM143 196H144V195H143ZM160 196H161V195H160ZM33 197H34V196H33ZM33 197H31V199H32ZM42 197H43V196H42ZM88 197H89V196H88ZM153 197H154V195H153ZM16 198H17V197H16ZM16 198L13 197V198H11V199H13V201H15ZM84 198H86V197H84ZM137 198H143V197L141 196V197H137ZM158 198H159V196H158ZM27 199H28V198H27ZM29 199H30V198H29ZM31 199H30V200H31ZM79 199H80V198H79ZM147 199H148V198H147ZM154 199H155V198H154ZM162 199H163V195H162ZM169 199H170V198H169ZM32 200H33V199H32ZM34 200H35V198H34ZM51 200H52V199H51ZM87 200L89 201V200H91V198H90V199L88 198ZM138 200H139V199H138ZM150 200H151V198H150ZM11 201H12V200H11ZM13 201H12V202H13ZM53 201H54V199H53ZM78 201H79V200H78ZM85 201H86V200H85ZM141 201H142V200H141ZM148 201H149V200H148ZM148 201H145L144 204H145L146 202L148 203ZM151 201H152V200H151ZM154 201H155V200H154ZM166 201H167V200H166ZM173 201H174V200H173ZM173 201H172V202H173ZM30 202H31V201H30ZM50 202H51V201H50ZM50 202H48V203H49V205H48L49 208H48L47 206H46L47 208L44 207V206H43L44 208H42V206H40V205L38 204L37 206H35V207L31 206V207H29V209H26V210H22V211H18V212H17V211L15 212V210H14L12 213H9V212H8V217L5 216V218H4V214H3V213L0 214V215H1V221L3 220L2 217L5 219V222L7 221V223L5 224V225L8 224V226H6L7 229H8V230H12V229H13L14 232H15V230L18 229V227L16 228V226L13 225V224H14V221L16 222V217H19V218L25 217V218H22V219H26V220H24V221L21 222V225L24 227L23 232H25V235H26L27 233L30 234V239H29V241H26L27 244H28V242H29V244H28L29 247H28V249H26V248H27V247H26L27 244L24 245L25 248H23V250L21 249V250H22L21 252H20V251H16V250H14L13 253L9 254L8 251H6L4 248H2V247L0 246V258H2V259H0V263H1V264H71V260H70V256H71V254H70V253H71V251H73V247H72L73 245H72V244H69V243H73V242H74L73 239H70V238H69V240H73V242L70 241V242L68 243L69 246L72 245V246H70L72 249L70 248L71 251L68 249V250L70 251V253L68 252V255H67V253L63 250V248H65L66 246H65V247L63 246V248H62V246H61V247L58 246V245L60 244V241L57 240V239H59L60 237H59V238L56 237L57 239L55 238V236H53V237H54L53 239L50 238V239L53 240V241L50 240V241H51V242H50V243H51L50 245H49V244H46V245H45V244H43V243H42V245H40V244L37 242V238L39 239V238L43 237V239H46V241H47V243H48V242H49V241H48L49 239H47V238L52 237V235H55V234H56V236H57V234H58V236H59V231H58V229H59V227L61 226V223L63 222L62 225H64V224H65L64 221L66 220V223H68L67 221H69L68 224H71L73 220H74L73 222H76V221H75V220H76L75 218H77V217H78V218H77V221H79V218H80L79 216H81V214H82L84 208L81 210L82 207L79 209L80 206H78V207L73 206V205L71 206V203H70V202H66L65 205H62L63 202H62L61 204H59V203L53 204V203L51 202V203L53 204V206H51ZM64 202H65V201H64ZM137 202H138V201H137ZM139 202H140V201H139ZM139 202H138V204L140 205ZM84 203H85V202H84ZM90 203H91V202H90ZM90 203H89V204H86V205L89 206ZM141 203H143V201H142ZM147 203H146V205H147ZM153 203H154V202H153ZM153 203H152V204H153ZM159 203H160V201H159ZM164 203H165V202H164ZM101 204H102V203H101ZM138 204H137V205H138ZM149 204H150V203H148V205H149ZM157 204H158V203H157ZM157 204H156V205H157ZM13 205H15V204H13ZM16 205H18V204H16ZM61 205H62V206H61ZM76 205H77V204H76ZM82 205H83V204H82ZM92 205H93V206H91L92 208H90V207H89L90 209L87 208V211L89 210L88 212H89L92 216H95V217L97 218V221L94 220V219L92 218V216L89 215V216L91 217V219H90V217L88 216V218H87V219H88V222H89V220H92V219H93L94 221H96V222L101 221L100 219H98V217H99V216H98V214H99V213H98V209L101 208V209L103 210V214H102V215H103V217H102L103 219H102L101 217H99V218L102 219V222H103V223H100V226H99V225H98V226H99V228H100V227L103 225V227H101V228L103 229V231H104V229H105V233L107 232V234H108V233H109L108 231L110 230V228H108L109 225H110L109 222H111V221H108V220L111 219V218H110L111 216L109 217V219H107V217H108V215H109V214H108V212H109L108 208L106 207L105 204H102V205L98 204L97 196H95V200H94V202H93ZM127 205H128V204H127ZM141 205H142V204H141ZM153 205H154V204H153ZM158 205H159V204H158ZM199 205H200V204H199ZM87 206H86V207H87ZM142 206H143V205H142ZM154 206H155V205H154ZM154 206H152L153 209H154ZM83 207H84V206H83ZM144 207H145V205H144ZM45 208H46V209H45ZM34 209L38 211V217H37L38 220H37V219H34V221H33V220H32V211H33ZM85 209H86V208H85ZM85 209H84V211H85ZM132 210H133V208H132ZM197 210H198V209H197ZM87 211H85V212L87 213ZM100 211H101V210H100ZM125 211H126V210H125ZM128 211H129V210H128ZM133 211H134V210H133ZM137 211H138V209H137ZM139 211H140V210H139ZM141 211H142V210H141ZM156 211H157V210H156ZM110 212H111V211H110ZM123 212H124V211H123ZM123 212H122V213H123ZM134 212H135V211H134ZM89 213H87V214H89ZM132 213H133V212H132ZM136 213H138V212H136ZM142 213H143V212H141V214H142ZM145 213H146V212H145ZM76 214H78L79 216L75 217ZM83 214H84V213H83ZM87 214H86L85 216L83 215V217H82V219L84 218L83 220H85V217H87ZM106 214H107V216H106ZM130 214H131V213H130ZM134 214H135V213H133V215H134ZM72 215H73V216H72ZM123 215H125V213H124ZM127 215H128V214H127ZM133 215H132V216H133ZM136 215H138V214H136ZM139 215H140V214H139ZM151 215H152V214H151ZM153 215H154V214H153ZM71 216H72V217H71ZM128 216H130V215H128ZM68 217H69V218H68ZM95 217H94V218H95ZM133 217H134V219H133V218H132V219H133L134 221H135L136 218H138V216H137V217H136V216H133ZM135 217H136V218H135ZM33 218H34V217H33ZM35 218H36V217H35ZM70 218H71L72 220H71ZM73 218H74V219H73ZM80 219H81V218H80ZM87 219H86V220H87ZM36 220H37V221H36ZM93 220H92V221H93ZM125 220H129V219H125ZM142 220H143V219H142ZM150 220H151V219H150ZM1 221H0V223L3 224L4 221H2V222H1ZM30 221H33V222L36 223L37 225H35V227H34V226H33V227H32V226H28V223H29ZM130 221H131V220H130ZM130 221H129V222H130ZM148 221H149V220H148ZM33 222H32V223H33ZM70 222H71V223H70ZM83 222H84V221H83ZM86 222H87V221H85V223H86ZM88 222H87V223H88ZM127 222H128V221H127ZM140 222H141V220H140ZM193 222H194V221H193ZM19 223H20V222H18V224H19ZM146 223H147V221H146ZM2 224H1L0 226H3V225H4V224H3V225H2ZM68 224H67V225H68ZM79 224H80V223H79ZM97 224H99V223H97ZM147 224H148V223H147ZM147 224H146V225H147ZM151 224H152V223H151ZM161 224H162V223H161ZM192 224H193V223H192ZM5 225L3 226L4 228H6ZM19 225H20V224H19ZM29 225H31V224L29 223ZM67 225L65 224L64 227L66 228ZM74 225H76V224H71L70 226L68 225L67 228H68V227H69V228L71 227L72 231L74 232V230H75L74 228L77 227V225H76L75 227H73ZM81 225H82V223H81ZM81 225H79L78 227H80ZM91 225H92V222H91ZM149 225H150V224H149ZM9 226H11L12 228L9 229V228H8ZM22 226H21V227H22ZM82 226H83V225H82ZM88 226H89V225H88ZM153 226H154V225H153ZM192 226H193V225H192ZM3 227H2V228H3ZM61 227H62V228H61L62 230L65 229V228H63V226H61ZM111 227H112V226H111ZM202 227H203V226H202ZM2 228H0V231H1ZM56 228H57V229H56ZM67 228H66V231L69 232V234L71 235V232H70L69 230H67ZM81 228H82V227H81ZM91 228H92V227H90V229H89V227H88L89 230H91ZM112 228H113V227H112ZM117 228H118V227H117ZM150 228H153V227H150ZM160 228H161V227H160ZM168 228H169V227H168ZM73 229H74V230H73ZM84 229H86V228H83V229H81V230H80V228H79V230L81 231V232H79V233H82V231H83ZM88 229H87V230H88ZM108 229H109V230H108ZM3 230H6V229H3ZM3 230H2V232H4ZM55 230H56V233H55V232L53 233V231H55ZM62 230H61V231H62ZM76 230H78V229H76ZM76 230H75V231H76ZM79 230H78V231H79ZM107 230H108V231H107ZM51 231H52L53 234H51ZM61 231H60V233H61ZM94 231H95V230H94ZM101 231H102V230H101ZM101 231H99V233H100ZM103 231L101 232V234L103 233ZM151 231H152V230H151ZM154 231H155V230H154ZM156 231H158V230H156ZM160 231H161V229H160ZM162 231H163V230H162ZM16 232H17V231H16ZM62 232H63V233H61V234H64V231H62ZM83 232H84L83 235H87V234H85V231H83ZM97 232H98V231H97ZM158 232H159V231H158ZM163 232H164V231H163ZM170 232H171V231H170ZM170 232H169V233H170ZM17 233H19V232H17ZM47 233H50V235L47 234ZM86 233H87V232H86ZM93 233H94V232H93ZM95 233H96V232H95ZM99 233H96V234H97L96 237H98V236L100 237ZM105 233H104V234H105ZM29 234L27 235V237L25 236L27 240H28V236H29ZM61 234H60V236H62ZM77 234H78V233H77ZM77 234L75 233V236L79 237ZM107 234H106V235H107ZM158 234H160V233H158ZM163 234H164V233H163ZM233 234H234V233H233ZM43 235H44V236H43ZM48 235H49V237H48ZM89 235H90V234H89ZM89 235H87V236H89ZM102 235H103V234H102ZM39 236H40V237H39ZM45 236H46V238H45ZM65 236H66V235H65ZM71 238H72V237H71ZM84 238H86V236H85ZM87 238H88V237H87ZM94 238H95V236H94ZM102 238H103V237H102ZM41 239H42V238H41ZM41 239H40V241H41ZM62 239H63V237H62ZM62 239H60V240H62ZM65 239H66V238H65ZM67 239H68V238H67ZM80 239H81V238H80ZM95 239H96V238H95ZM100 239H101V238H100ZM170 239H171V238H170ZM56 240H57V241H56ZM76 240H79V239L77 238ZM84 240H85V239H84ZM87 240H88V239H87ZM91 240H92V239H90V244H89V241H88V245L85 244L86 246H90V250H91V248H92V245L95 244V242H94L95 240H93L92 242H91ZM171 240H172V239H171ZM176 240H177V239H176ZM176 240L173 239V241L177 242ZM1 241H2V240H1ZM38 241H39V240H38ZM43 241H44V240H42V242H43ZM55 241H56V244H57V245L55 244ZM96 241H97V240H96ZM98 241H99V240H98ZM98 241H97V242H98ZM155 241L157 242L156 238H155ZM52 242L54 243V245H52ZM58 242H59V244H58ZM84 242H85V241H83V243H84ZM86 242H87V241H86ZM97 242H96V243H97ZM171 242H172V241H171ZM24 243H25V242H24ZM44 243H46V242H44ZM75 243H76V244H75ZM75 243H74V246H76V245L78 246L77 243H79V242H75ZM83 243H82V244L80 243V244H81V245L83 246V248H84V247H86V246H84ZM91 243H93V244L91 245ZM61 244L64 245V243H61ZM28 245H27V246H28ZM168 245H169V244H168ZM82 246H80V249H81ZM94 246H95V245H94ZM169 246L172 247L173 244H172V245H169ZM169 246H168V247H169ZM188 246H189V245H188ZM95 247H96V246H95ZM157 247H158V246H157ZM170 247H169V248H170ZM190 247H191V246H190ZM66 248H69V247H66ZM75 248H76V249H75ZM75 248H74L75 250H78L77 247H75ZM78 248H79V247H78ZM83 248H82L81 250H84V249H85V248H84V249H83ZM169 248H167V249L170 250ZM80 249H79V250H80ZM88 249H89V248H88ZM88 249L86 248V251H87ZM94 249H95V248L93 247V248H92V251L88 250V253L90 252V254L92 255L93 253H91V252H95V250H96L97 248H96L95 250H94ZM157 249H158V248H157ZM160 249H161V248H160ZM160 249H159V250H160ZM93 250H94V251H93ZM86 251H85V250H84V251H81V252H82L81 255L84 254V253H86ZM106 251H107V250H106ZM171 251H173V250L171 249ZM189 251H193V249H192V250L189 249ZM73 252H74V251H73ZM83 252H84V253H83ZM96 252H97V250H96ZM168 252H169V251H168ZM74 253H75V252H74ZM74 253H73L74 256L72 255L73 257H75V255H76V254H74ZM98 253H99V252H98ZM100 253H101V252H100ZM165 253H166V252H165ZM69 254H70V255H69ZM79 254H80V252H79ZM79 254H77V255L79 256ZM90 254H89V255H90ZM171 254H172V253H171ZM177 254H178V253H177ZM101 255H102V254H101ZM101 255L99 254V257H100V258L103 257V256H101ZM168 255H169V254H168ZM93 256H94V254H93ZM93 256H90V257L92 258ZM104 256H105V255H104ZM106 256H108V255H106ZM165 256H167V254H166ZM171 256H172V255H171ZM87 257H89V256H87ZM87 257H86V259H85L86 261L88 260ZM109 257H110V256H109ZM109 257H107V258H109ZM77 258H78V257L76 256L75 259H77ZM93 258H95V260H96V258H98V256L96 255V257L94 256ZM105 258H106V257H105ZM105 258H103L105 261H103V259L101 258L100 263H102V264H103V262H104V264H108V263H110L109 261H111V260H107V259H105ZM72 259H73V258H72ZM109 259H110V258H109ZM163 259H164V258H163ZM171 259H172V258H171ZM173 259H174V258H173ZM80 260L82 261V259L80 258L78 262H76V261H75V262H76V263H79ZM89 260H91V259H89ZM177 260H178V259H177ZM92 261H94V260H91V261H89V262L93 263ZM97 261H98V260H97ZM106 261H107V263H106ZM164 261H165V260H164ZM164 261H163V262H164ZM168 261H169V260H168ZM173 261H174V260H173ZM173 261H172V263H173ZM81 263H84V260H83V262H81ZM87 263H88V262H87ZM91 263H89V264H91ZM94 263H96V261H95ZM94 263H93V264H94ZM97 263H98V262H97ZM111 263H112V261H111ZM164 263H165V262H164ZM73 264H75V263H73ZM85 264H86V263H85Z\"/></svg>","mask_w":264,"mask_h":264}]
</instances>
